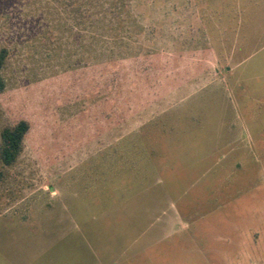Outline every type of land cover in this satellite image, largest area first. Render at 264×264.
I'll list each match as a JSON object with an SVG mask.
<instances>
[{
  "label": "rangeland",
  "instance_id": "1",
  "mask_svg": "<svg viewBox=\"0 0 264 264\" xmlns=\"http://www.w3.org/2000/svg\"><path fill=\"white\" fill-rule=\"evenodd\" d=\"M0 264H264V0H0Z\"/></svg>",
  "mask_w": 264,
  "mask_h": 264
},
{
  "label": "trees",
  "instance_id": "2",
  "mask_svg": "<svg viewBox=\"0 0 264 264\" xmlns=\"http://www.w3.org/2000/svg\"><path fill=\"white\" fill-rule=\"evenodd\" d=\"M7 56L5 48L0 49V70ZM4 80L0 73V89L4 88ZM29 129L26 120H20L13 126H6L0 131V162L4 165L12 164L18 157L22 142Z\"/></svg>",
  "mask_w": 264,
  "mask_h": 264
}]
</instances>
